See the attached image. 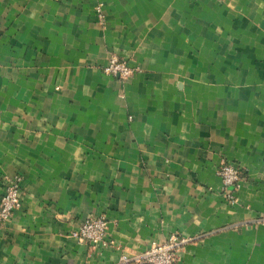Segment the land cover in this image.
Wrapping results in <instances>:
<instances>
[{
    "label": "crops",
    "instance_id": "obj_1",
    "mask_svg": "<svg viewBox=\"0 0 264 264\" xmlns=\"http://www.w3.org/2000/svg\"><path fill=\"white\" fill-rule=\"evenodd\" d=\"M16 174L0 264H119L171 234L178 264H264V0H0V198ZM98 216L107 245L73 235Z\"/></svg>",
    "mask_w": 264,
    "mask_h": 264
},
{
    "label": "built area",
    "instance_id": "obj_2",
    "mask_svg": "<svg viewBox=\"0 0 264 264\" xmlns=\"http://www.w3.org/2000/svg\"><path fill=\"white\" fill-rule=\"evenodd\" d=\"M102 17V9L97 8ZM105 75L113 76L119 80H126L133 76L137 69L127 59L112 56L101 67ZM242 169L227 161L218 167L217 174L221 178L223 192L230 203L236 201L235 191L242 181ZM23 177L20 174L4 178V192L0 198V225L8 223L14 212L21 207V184ZM79 240L98 242L107 245V220L104 217H88L83 220L73 233ZM188 240L171 234L163 242H152L151 245L136 256L122 255L119 264H178L179 251Z\"/></svg>",
    "mask_w": 264,
    "mask_h": 264
},
{
    "label": "rangeland",
    "instance_id": "obj_3",
    "mask_svg": "<svg viewBox=\"0 0 264 264\" xmlns=\"http://www.w3.org/2000/svg\"><path fill=\"white\" fill-rule=\"evenodd\" d=\"M242 179H243V177H242ZM241 182H242V181H241ZM240 187H241V184H240V186L237 188V190L235 191V197H236V193L238 192V190L240 189ZM259 220L262 221V222H264V215H263L262 217H260Z\"/></svg>",
    "mask_w": 264,
    "mask_h": 264
}]
</instances>
